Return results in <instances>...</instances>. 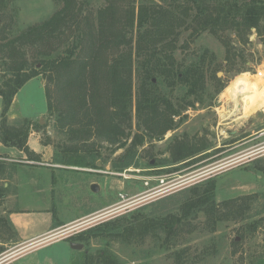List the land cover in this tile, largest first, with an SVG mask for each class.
Instances as JSON below:
<instances>
[{"label": "rangeland", "instance_id": "374dc122", "mask_svg": "<svg viewBox=\"0 0 264 264\" xmlns=\"http://www.w3.org/2000/svg\"><path fill=\"white\" fill-rule=\"evenodd\" d=\"M145 1L150 0H134L132 5L137 7ZM77 3L81 6L82 14L96 15L99 7L105 6L107 1L77 0ZM62 5L61 0H11L6 20L14 22L15 31H21L45 20ZM120 15L119 8L118 17ZM133 30H136V26ZM189 32L183 31L178 37L179 48L175 55L178 60L187 57L190 61L193 60L192 53L200 54L204 48L208 49L207 60L210 70L206 88L198 92L202 99L196 102L195 97L190 96L185 97L182 102L184 93L182 89L170 91L165 89L162 83L161 91L167 93L176 109L181 107L183 111L172 116L176 125L163 136L145 135V142L137 149L133 164L121 170H115L113 164L123 155L124 148L111 151L105 141L99 144L95 138L90 140H95L94 149L100 152L98 168L55 162L56 152L66 146H73V143L67 140L66 134L54 127V115L47 111L45 78L42 74L34 76L16 92L7 112V122L20 124L24 117L31 120L35 127H32L30 132L36 130V133L31 135V141L37 137L46 148H49L50 155L43 157L42 154L45 153L43 151L39 154L34 153L31 158L5 161L8 171L11 167L9 163L15 166L7 178L0 172V191L3 179L8 182L5 202L0 198V264H70L74 258L80 256V252L94 254L99 249L109 250L117 257L119 264H179L178 254H181L187 264H257L260 258H264V172L256 170L260 166L264 171V159L258 157L252 159L253 143L246 145V149H249L240 160L224 158L226 153L232 150L217 154L219 150L212 149L204 159L191 161L194 165L188 166L187 169H195V172H190L177 181L169 177L172 175L169 172L148 170L152 160L158 164L176 161L170 153L175 138L186 137L190 142L209 138L207 140L210 141L211 137H217L216 133L222 131L221 134L227 136L225 140H231V130L237 128V120L241 121L248 117H237L235 122H228L241 112L237 110L236 100L222 95L225 85L242 76L240 88L233 93V95L241 93L235 97L236 99L244 94L256 92L264 86V76H254L258 69L264 73V32L260 33L250 28L247 34L238 36L231 30L224 34L222 40L205 31L193 41L190 40ZM74 38V35H71L68 43L72 44ZM224 40L229 43L228 53ZM36 52V47L26 48L27 67L41 68V63L35 56ZM3 68L4 64L0 66V79L8 76V72ZM213 71L221 72L219 76L217 75L222 82L220 91H216V83L209 79L210 72ZM263 99L264 97L259 102ZM187 102L189 105L183 108ZM1 109L0 99V113ZM225 114L231 115L224 118ZM238 128V135L241 136L252 132L255 125L251 118L246 121L245 127ZM132 131H136L135 123ZM210 176L215 183L213 201L216 203L253 194L245 214L241 217L212 221L209 214L198 208L183 216L185 213L182 204L195 197L190 191L191 188L199 184L197 193H202L205 186L203 182ZM159 177L163 178V181H159ZM92 183L97 184V190H92ZM251 183L259 184L260 189L229 198L216 195L217 186ZM204 205L209 206L210 203ZM10 211L40 212L41 217L49 213L53 222L58 219L80 217L28 245H16L15 229L9 219V223L1 219L2 216L7 218ZM129 212L144 217L145 214L162 217L170 213L177 217L181 216L180 223L176 224L179 235L176 238L172 237L169 245L165 241L166 233L160 230L158 236L147 233L137 239H126L120 235L91 237L82 250H73L69 241L62 239ZM49 240L55 241L35 248Z\"/></svg>", "mask_w": 264, "mask_h": 264}, {"label": "trees", "instance_id": "16d2710c", "mask_svg": "<svg viewBox=\"0 0 264 264\" xmlns=\"http://www.w3.org/2000/svg\"><path fill=\"white\" fill-rule=\"evenodd\" d=\"M10 1L0 0V66L4 64L3 69L8 72L0 79V142L22 150L28 158L34 155L28 145L33 122L23 118L20 124H11L7 122V112L23 84L42 74L46 107L54 115V127L73 143L56 152L55 162L80 167H99L96 162L100 152L94 149L95 140L91 138L99 144L105 141L111 151L124 148L123 155L113 164L115 170H121L133 164L145 135L163 136L176 125L172 116L183 110L176 109L167 93L161 91L162 83L170 91L182 89V102L190 96L201 101L198 92L205 90L210 70L208 49L192 53L193 60H178L175 53L183 31H190L192 41L205 31L222 40L231 30L238 36L247 34L250 28L264 32V0H150L137 7L132 5L134 0H106L107 4L99 7L96 15L82 14L77 0H61L63 5L52 15L21 31H15L14 22L6 20ZM71 35L75 38L69 44ZM223 43L230 52L228 41ZM29 47H36L35 56L41 68L27 67L25 51ZM209 79L220 91L222 82L217 71L210 72ZM175 139L170 151L174 160L186 159L200 149L186 137ZM8 165L9 171L5 163V172H1L4 178L12 174L15 166ZM203 184L202 193H197L199 184L191 188L195 197L182 204L183 216L199 208L216 221L241 217L249 209L253 194L216 203L215 183L209 178ZM204 203L210 205L203 206ZM129 214L103 221L66 239L87 244L91 237L120 235L137 239L147 233L158 236L160 230L166 233L169 245L172 237L179 235L176 224L181 216ZM1 219L9 223L8 218ZM80 253L70 264H119L107 249L94 254ZM177 257L179 264H187L181 254ZM257 264H264V258Z\"/></svg>", "mask_w": 264, "mask_h": 264}, {"label": "crops", "instance_id": "0c3cea01", "mask_svg": "<svg viewBox=\"0 0 264 264\" xmlns=\"http://www.w3.org/2000/svg\"><path fill=\"white\" fill-rule=\"evenodd\" d=\"M254 76H255V73H254ZM241 77L242 76L231 81L223 89L222 95L230 99L236 100V105L238 108L237 110H240L241 112V114H236V116L231 118L228 122H235L237 117H248V118H244V120H241V121L237 120V125H238L237 128L245 127L246 121L248 119L251 120L252 118V123L253 125H255V129L252 132H248L247 134H243L241 136H239L238 135L239 133L237 132L239 128L238 130L237 128H235L236 130L232 129L231 130L232 137H231V140H228V141L225 140L227 136H223L221 134L222 131L218 132V134L216 133L217 137H214V136L213 138L211 137L210 138L211 142L207 140L209 138L207 139L204 138L199 141L191 140V143L199 145V148H200L199 150L195 151L192 155L188 156L186 159H178L172 163L163 162V163L158 164L156 163V161L152 160L150 161V167L148 168L149 171L161 170L162 172H169V174H172L169 177H172L173 180L177 181L182 176L190 172H195L196 171L195 169L188 170L187 169L188 166L190 167L194 165L193 162L198 161V159L200 160L204 159L206 157L205 155H207L210 151H212V149L219 150L217 154L223 153L224 151L228 152V150L229 151L232 150L231 152L226 153V156H224V158H228V159L234 158L235 160H240L245 155L244 153L246 152V150L249 149V148L246 149V145L248 143H253L254 145L252 147L254 149V156L252 157V159L257 158V157L259 159H264V99L258 104H256L253 108L244 112L243 107H242L243 102L241 101V97L239 99L235 98L237 95H240L241 93L239 92L233 95L234 91L238 90L241 86ZM228 113H230V111ZM229 115L231 114H225L224 118H226ZM33 133H36V130L31 131L29 134L28 145L30 149L37 154L44 151L45 153L42 154L43 157L49 156L50 155L49 148H46V146L43 145L37 139V137L33 141H31V135ZM221 139L223 142L221 141ZM208 145L211 147L209 148ZM26 157L27 155L22 150H19L18 148L13 147V146L4 145L3 143L0 142V159H1L0 160V172H5V169H4L5 168L4 164L6 163L5 161H15L19 158L23 159ZM192 160L193 162H191ZM189 162H191L192 164ZM34 164H38V163H34ZM256 170L257 172H260V173L264 172L260 166L257 167ZM182 172H187V173H182ZM155 173H158V172H155ZM212 176H210L211 179L213 178ZM159 181H163V178H160ZM7 185H8L7 180L3 179L2 191H0L1 192L0 198H2V200L4 199V202L6 198L5 193L7 190L6 188ZM219 187L221 186H217L216 195L217 197H224V198L233 197L235 195L242 194V193L243 194L251 193L254 191H258L260 189V185L256 183H251L247 185L245 184H241V185L224 184L222 185L221 189H219ZM246 189H249V190H246ZM2 194L4 195L1 197ZM218 195H221V196H218ZM45 214L46 215L44 217H41L40 212L38 213H33L31 211L30 212H24V211H10L9 212V215L7 218L9 219L13 228L15 229V233L17 237V241L15 242L16 245H22V244L28 245L30 244V242L37 240L39 238H43L47 236L48 234L52 233L53 231L60 230L62 226H64L66 223L80 217V216L73 217L72 219H69V220L58 219V220H55V222H53L51 215H49V213H45ZM35 222L36 224H34ZM62 239L69 241L66 238H62ZM52 241H55V240H49L45 243H42L39 246H36L35 248L45 245L47 243H50Z\"/></svg>", "mask_w": 264, "mask_h": 264}, {"label": "bare ground", "instance_id": "6f19581e", "mask_svg": "<svg viewBox=\"0 0 264 264\" xmlns=\"http://www.w3.org/2000/svg\"><path fill=\"white\" fill-rule=\"evenodd\" d=\"M264 97V86H262L258 91L252 92L251 94H244L241 97V101L243 102V111L251 109L252 105L258 104L260 99Z\"/></svg>", "mask_w": 264, "mask_h": 264}, {"label": "water", "instance_id": "95a60500", "mask_svg": "<svg viewBox=\"0 0 264 264\" xmlns=\"http://www.w3.org/2000/svg\"><path fill=\"white\" fill-rule=\"evenodd\" d=\"M221 74V72H218L217 75L219 76ZM42 121V118L40 119V122ZM100 162L98 161L97 162V165L99 166ZM91 188L92 190H97L98 189V186L96 183H92L91 184ZM68 237V236H66ZM64 237V238H66ZM69 245L70 247L73 249V250H82V248L84 247V244L81 243V242H78V241H69ZM1 263V261H0Z\"/></svg>", "mask_w": 264, "mask_h": 264}, {"label": "built area", "instance_id": "2783aa9c", "mask_svg": "<svg viewBox=\"0 0 264 264\" xmlns=\"http://www.w3.org/2000/svg\"><path fill=\"white\" fill-rule=\"evenodd\" d=\"M255 76H260V77H263L264 76V73L262 72V70H256L255 72Z\"/></svg>", "mask_w": 264, "mask_h": 264}, {"label": "flooded vegetation", "instance_id": "af4514ba", "mask_svg": "<svg viewBox=\"0 0 264 264\" xmlns=\"http://www.w3.org/2000/svg\"><path fill=\"white\" fill-rule=\"evenodd\" d=\"M157 171H161V170H157ZM209 179V178H208Z\"/></svg>", "mask_w": 264, "mask_h": 264}]
</instances>
